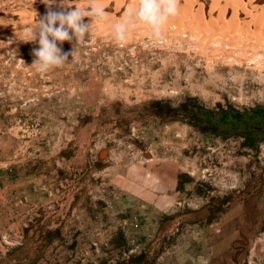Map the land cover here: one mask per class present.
<instances>
[{"label":"rangeland","instance_id":"1","mask_svg":"<svg viewBox=\"0 0 264 264\" xmlns=\"http://www.w3.org/2000/svg\"><path fill=\"white\" fill-rule=\"evenodd\" d=\"M97 3L74 60L40 75L46 6L0 0V264H264L261 12L185 10L162 37L192 39L138 43L133 24L125 46V6Z\"/></svg>","mask_w":264,"mask_h":264},{"label":"clouds","instance_id":"2","mask_svg":"<svg viewBox=\"0 0 264 264\" xmlns=\"http://www.w3.org/2000/svg\"><path fill=\"white\" fill-rule=\"evenodd\" d=\"M46 12L37 19L35 26H29L30 38L27 42L38 44L32 50V66L40 75L61 68L73 57L76 48L86 42L92 26L106 17V10L90 0L87 8H80L70 0H41ZM180 0H133L132 6L124 13L121 22L113 25V39L123 44L128 39L130 25L139 24L145 27L152 40L162 38L163 27L179 14ZM55 6V7H54ZM89 18L87 22L85 18ZM72 45L71 52H64V42Z\"/></svg>","mask_w":264,"mask_h":264},{"label":"bare ground","instance_id":"3","mask_svg":"<svg viewBox=\"0 0 264 264\" xmlns=\"http://www.w3.org/2000/svg\"><path fill=\"white\" fill-rule=\"evenodd\" d=\"M115 1H116L115 5H117L118 7H124L125 6L124 9L122 10L123 16H124V13L133 4V0H128V1L127 0H115ZM185 10H189V11L193 10V13L195 11V12H197L199 14L205 13L206 11H210L212 13L213 12L217 13L216 15H218V16L219 15H223L224 16L226 14H230V16H231L230 20H232L233 24H235V25H237L239 23V21H240V18H239L240 17L239 14L241 13L240 11H243L244 13L246 12V14L247 13L249 14V12L252 13V11L258 10V11L261 12V15L259 13L260 17L258 18V16H257L258 14H257L256 11H255L256 12L255 15L258 18L257 19V23L260 25L262 23L263 18H264V17H262V15H264L263 14V12H264V0H251V2L249 4H246L244 0H184L182 5H180V7H179V12L181 13V15L178 14V16H176L175 18L170 19V22L177 23L178 21L183 20L182 15L185 13ZM109 18H111V17L109 16ZM197 21H198L199 24H201L199 20H197ZM170 27L181 29L183 26H181V27L170 26ZM168 29H169V27H168ZM186 31L188 32V30H186ZM168 32H169V30H168ZM145 35L150 37L149 33H147V32H142L141 35H138V36H139V38H142ZM176 37H175V39H176ZM136 38H137V36H136ZM168 38L169 37L167 36V37H162L161 39L162 40H166ZM177 39H179V37H177ZM139 40H138V43H140ZM180 41H182V45H183V40H180ZM204 41H206V40H204ZM154 42H156V41H154ZM175 43L177 44L176 40L174 42V45H176ZM168 44L170 45V44H172V42L171 43L169 42ZM168 44H165V46L168 45ZM124 45H125V43H124ZM127 45L131 46L130 44H127ZM161 45H164V44H161ZM153 46L155 47V45H153ZM156 46L159 47L158 44ZM172 46H173V44H172ZM214 46L217 47L218 44L214 43ZM184 47H185V45H184ZM229 47H230V45L226 46L227 49ZM180 49H183V48H180ZM236 53L237 52H235V54ZM134 54H137V53H134ZM233 58H235V55H233L231 57L229 56L228 58H224L223 60H229V59L232 60ZM262 59H263V57L260 54H257L256 58L251 60V63H255L256 62V63H260V65L264 66V61H262ZM214 61L216 62V59H214ZM237 63L240 64L241 61H237Z\"/></svg>","mask_w":264,"mask_h":264},{"label":"built area","instance_id":"4","mask_svg":"<svg viewBox=\"0 0 264 264\" xmlns=\"http://www.w3.org/2000/svg\"><path fill=\"white\" fill-rule=\"evenodd\" d=\"M168 30H169L170 36L166 40L160 39L159 41L154 42V40H152L149 36L145 35L142 38H140V42L143 41V43H150V44H152V46L156 45V44H166V43H169V42L173 41V39H174L173 36L175 34H176L177 37H179L180 39H183V40L192 39V37L190 36V33L185 30L184 26L181 29L169 27ZM202 60L205 61L204 59H202ZM211 62H212L211 64H215L214 59Z\"/></svg>","mask_w":264,"mask_h":264}]
</instances>
